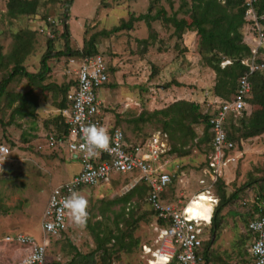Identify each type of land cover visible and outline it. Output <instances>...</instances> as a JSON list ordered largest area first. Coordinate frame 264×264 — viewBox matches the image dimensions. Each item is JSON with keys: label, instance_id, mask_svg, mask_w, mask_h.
I'll return each instance as SVG.
<instances>
[{"label": "rangeland", "instance_id": "rangeland-1", "mask_svg": "<svg viewBox=\"0 0 264 264\" xmlns=\"http://www.w3.org/2000/svg\"><path fill=\"white\" fill-rule=\"evenodd\" d=\"M36 1L37 8L33 15L10 18L6 15L7 0H0V78L12 67L9 55L15 35H19L23 43L30 45L29 54L22 66L29 73L38 71L39 59L45 51V34L39 33L38 29L42 27L44 19L49 18L55 23L54 27L47 29L54 35L53 49L58 51L62 48L58 34L61 32L64 0ZM149 1L73 0L67 23L71 49H79L82 40L89 35L110 28L120 19L126 20L129 12L135 17L146 13ZM181 1L187 0H159L151 9L150 15L162 8L170 16L178 10ZM181 16L182 14H177V17ZM149 24L147 27L144 21L135 22L131 31L99 38L96 46L97 53L113 69L108 78V86L97 91L100 102L98 110L108 122L107 126L119 128L128 142L144 140L156 130L161 131L164 118L153 113L165 109L173 102L187 101L202 107L213 100L211 92L214 73L203 64L197 52L195 33L184 32L177 38L173 35V28L160 20ZM150 33L155 35L154 39H148ZM70 58L63 56L47 62L49 72L40 85H48L50 90L40 92L37 97L34 118L14 117L9 126L0 127V147H5L8 151L4 163L0 164V237L22 233L32 237L37 243L40 242L43 236L40 230L41 212L49 190L79 171V162L67 161L66 152L50 151L43 147V137L50 132L56 117L55 103L59 99L57 91L75 75L76 68L69 63ZM29 89L31 87L27 80L20 77L14 78L7 86L11 95ZM38 91L34 88L33 94H38ZM16 103L7 107L4 101L1 102V122H7ZM250 109L252 107L248 105V110ZM139 117H142L143 122L139 121L135 125L129 123ZM194 132L195 138L183 148L187 151L186 156H175L174 161L171 158L168 166L178 174L175 188L180 189L178 194H182L180 197L184 204L192 195L205 189V185L199 184V181H208L201 172L206 160L205 144H195L198 141L196 137L201 136L200 127L194 129ZM175 137L176 135L173 140L169 139V144L179 147ZM235 153L234 162L223 175L225 192L229 194L241 187L243 190L238 193V199L221 213L223 224L216 232L209 249L210 264H245L240 260L243 245L241 241L246 237L245 226L239 218L233 217V213L248 216L261 188L264 196V135L243 142ZM127 182L125 178H118L98 187L82 188L77 193L88 201L86 222L92 226H98L101 222L110 225L112 216L121 208L124 213L132 212V217L137 222L131 236L137 239L138 244L128 253L120 251L114 254L110 262L146 264L142 247H150L155 240L152 229L154 218L142 197L130 196L127 203L116 201L123 195L121 189ZM210 191L212 193V189ZM200 197V203L206 201L204 195ZM113 201V204H108ZM261 206L264 207V200ZM196 212L199 217L206 216L205 207ZM65 225L66 229L59 238L46 239L47 264L67 263L74 253L72 248L83 255L94 248L93 239L85 224H75L68 212ZM118 225L123 232L126 231L123 222ZM203 238L208 239L205 229ZM93 262L100 264L97 254L93 256Z\"/></svg>", "mask_w": 264, "mask_h": 264}, {"label": "built area", "instance_id": "built-area-1", "mask_svg": "<svg viewBox=\"0 0 264 264\" xmlns=\"http://www.w3.org/2000/svg\"><path fill=\"white\" fill-rule=\"evenodd\" d=\"M216 1L219 4L224 2ZM259 1L263 0H243L245 25L241 34L249 54L240 60V64L245 67L246 75L240 77L234 94L227 101L213 99L203 106L204 112L208 114L211 138V150L206 155L207 164L202 171L208 181H199V184L205 185V189L192 195L186 204L180 197L182 194H178L171 202L161 200L160 195L167 186L173 179H178L176 171L168 170L172 156L169 153L167 135L158 130L144 140L130 145L123 139L120 129L114 126L105 128L103 120L99 118L96 92L108 82L107 63L100 54L81 59L76 65V71L74 70L75 85L66 96L70 106L57 111L67 134L50 131L43 139L44 149L66 152L69 159L75 156L79 162V171L66 182L49 190L41 212L40 230L43 236L40 242L37 243L32 237L22 233L0 237V264H47L46 239L59 238L66 229L67 210L63 209L62 205L64 198L70 195V190L76 192L78 188L98 187L109 183L114 177L125 175L131 178L121 189V194L139 182L148 186L146 204L154 217L152 229L155 240L150 247H142L145 263L203 264L199 255L201 240L204 227L209 225L217 203L210 189L215 180L234 162V154L231 152L233 145L227 141L223 125L228 115L236 117L249 112L246 100L250 97L251 85L247 77L264 73V12L257 13L254 8V4ZM46 22L55 24L49 18ZM38 32L52 37L45 25H42ZM69 63H73V60L70 59ZM229 64V60H224L220 66ZM92 124L105 129L109 136V148L106 151L98 150L97 155L89 157L80 149V145L84 143L80 129ZM2 149L6 148L0 147V158L4 156ZM200 195L207 198L205 204L210 206L207 220L194 217L186 211L189 204L199 203ZM157 221L166 226H159ZM248 230L253 234L248 245L251 264H261L264 262V254L253 250L258 244L264 248V213L248 224Z\"/></svg>", "mask_w": 264, "mask_h": 264}, {"label": "trees", "instance_id": "trees-1", "mask_svg": "<svg viewBox=\"0 0 264 264\" xmlns=\"http://www.w3.org/2000/svg\"><path fill=\"white\" fill-rule=\"evenodd\" d=\"M72 2L73 0H64L62 3L61 32L58 34V39L62 42V48L55 51L53 49V43L55 41L54 35L51 34L52 37L45 35V51L39 59V67L36 73H29L22 66L23 60L29 54L30 45L23 43L19 35L13 37V48L9 55L12 67L9 72L0 78V104L4 101L7 107H11L12 104L17 103L12 107L7 122L3 123L0 119V127L9 126L14 117L28 119L35 117L37 97H39L40 92L44 93L50 90L48 85H40L45 79V75L49 72L47 62L50 59H59L63 56L71 57L70 59L73 60V65L76 66L81 59L92 58L99 54L96 48L99 38H107L121 31H131L133 23L139 21H144L147 27H149L150 22L160 20L163 24L173 28V35L177 38H180V35L184 32L190 31L195 33L197 37V52L201 56L203 64L214 73V83L211 92L213 99H219L222 102L227 101L229 97L234 94L240 77L246 75L245 67L240 64V60L249 54V49L242 42L241 34V29L245 25V20L243 19V0H224L223 4H219L216 0L181 1L178 10L173 12L170 16L166 15L162 8L150 15L151 9L159 2V0H150L146 13L139 14L135 17L132 12H129L126 20L120 19L118 23L110 28L101 29L89 35L87 39L82 40L81 47L75 50L70 47V36L67 24L69 22V10ZM5 7L6 15L10 18L22 15H33L37 8V1L7 0ZM254 8L257 13L264 12V0L255 3ZM177 14H182V16L177 17ZM42 24L45 25L47 29H49V27H54V24L46 22L45 19ZM154 38L155 35L153 33L148 34V39ZM142 43L145 42L142 41ZM224 60H229L230 64L221 67L220 63ZM112 70L113 69L107 64L108 78L112 74ZM16 77L27 80L31 89L20 94H9L7 86ZM247 80L251 85V89L250 97L246 102L249 107H252V110L250 109L248 112L249 114L242 113L236 117L228 115L223 125L226 139L233 145L231 152L235 155V151L240 148L243 142L264 135V73L249 75ZM108 84V82L105 83L101 88L107 87ZM74 85L75 80L73 78L68 81L62 89L57 91L59 98L55 103L57 111L70 106V101L67 100L66 96ZM34 88L39 90L36 95L33 94ZM203 104H205V102H203ZM203 106L204 105L201 107V105L198 106L195 103L187 101H176L165 109L153 113L154 115H161V117L164 118L161 132L167 135L168 143L169 139L173 140L174 135H176L175 140L178 142L179 147H175L170 143V154L180 157L186 156L187 151L183 150V148L189 141L195 138L194 129L197 127L201 129V136L196 137L198 141H196L195 144L202 145L204 143V152H206V154L209 153L211 150V138L207 121L208 114L204 112ZM99 118H101L104 123V117L101 114ZM53 121V127L49 131L58 134H67L66 127L61 123V119L57 113ZM139 121L143 122L142 117L131 120L129 123L135 125ZM104 125H106V123ZM123 139L126 140L124 134ZM206 164L207 161H205V165ZM223 175L215 180L211 188L212 193L217 199V204L213 208L209 225L204 227L206 234L208 233V239L202 238L199 249V255L203 260V264L211 263V251L209 249L214 241L216 232L222 227V211L234 203L238 199V193L243 190V187H241L240 189L238 188V190L235 189L231 193L226 194V185L223 182ZM117 179L118 177L114 180L116 181ZM176 181L177 179H173L171 184L167 186L165 191L160 195L161 200L171 202L176 199L180 190L175 188ZM81 189L82 188H78L76 192ZM262 190L261 188V190L257 192L254 199L256 202L252 205V209L248 216L244 217V214L233 213V217L239 218L243 226H245L246 237L241 241L243 245L240 252L242 255L240 260L245 264H251V258L248 254V245L253 238V234L248 230V224L258 219L264 213V207L261 206L264 200V196L261 194ZM147 194L148 186L144 182H139L116 199V201L127 203L128 200L131 199L130 196L136 195V197H142L146 203ZM113 203L114 201L108 204L111 205ZM150 213L153 215L151 210ZM125 215L127 217H124ZM120 222L124 223L126 228L125 232L119 228L118 224ZM136 222V219L132 217V212L128 211L124 213L123 208L112 216L110 225L107 222H105V224L101 222L98 226H92L86 222L85 228L93 239L94 248L90 253L84 255L77 253L75 249L72 248L74 253L71 259L65 264H94L93 256L95 254H97L100 264H111L110 258L114 254L120 251L128 253L131 248L136 247L138 244L137 239L131 236V231H133ZM156 224L159 226H166L161 221H157ZM244 241H246V244H244Z\"/></svg>", "mask_w": 264, "mask_h": 264}, {"label": "clouds", "instance_id": "clouds-1", "mask_svg": "<svg viewBox=\"0 0 264 264\" xmlns=\"http://www.w3.org/2000/svg\"><path fill=\"white\" fill-rule=\"evenodd\" d=\"M80 132L84 139V143L80 145V149L85 155L91 157L97 155L98 150H108L109 136L102 127H97L92 124L82 127ZM2 151L4 152V156L0 158V164H3L8 156L7 149H2ZM62 207L67 210L75 224L83 225L86 223L88 217V201L83 196L70 190V195L64 198ZM253 251L264 254V248L259 244ZM261 264H264V262H261Z\"/></svg>", "mask_w": 264, "mask_h": 264}, {"label": "bare ground", "instance_id": "bare-ground-1", "mask_svg": "<svg viewBox=\"0 0 264 264\" xmlns=\"http://www.w3.org/2000/svg\"><path fill=\"white\" fill-rule=\"evenodd\" d=\"M201 196V195H200ZM207 198H206V201L203 202V204L200 203V200H198L199 203H195V204H189L188 208H187V212L190 213V215L194 216V217H199L196 215V211H201L202 207H205L206 208V216L203 217L205 220H207V214L209 213V210H210V206L208 204H205L207 202ZM151 264H154V263H151Z\"/></svg>", "mask_w": 264, "mask_h": 264}, {"label": "crops", "instance_id": "crops-1", "mask_svg": "<svg viewBox=\"0 0 264 264\" xmlns=\"http://www.w3.org/2000/svg\"><path fill=\"white\" fill-rule=\"evenodd\" d=\"M71 64L73 65V63H71ZM73 66H74V65H73ZM74 67L76 68V66H74ZM96 96H97V93H96ZM98 102H99V100H98ZM99 105H100V102H99ZM56 113H57V109H56ZM105 120H106V119L104 118V124L106 123L105 128H109L110 126H107V125H108V122H106ZM139 141H140V140H139ZM139 141H137V142H139ZM127 142H128V141H127ZM133 143H136V142H132V141L129 142L130 145H132ZM61 152H62V151H61ZM206 155H207V154H206ZM171 156H172V157H171L172 160L174 161L176 157H175L174 155H172V154H171ZM67 157H68V156H67ZM205 158H206V157H205ZM70 160H76V161H78L77 159H75V156H72V158H70V159H69V157H68V160H67V161H70ZM67 161H66V162H67ZM205 161H206V160H205ZM205 161H204V162H205ZM170 162H171V160H170ZM176 165H177V164H176ZM205 166H206V165H205V163H204V166H203L202 169H201L202 171L204 170ZM172 169H173V168H169V167H168V170H172ZM202 171H201V172H202ZM75 173H76V172H75ZM75 173H73V174H75ZM73 174H72V175H73ZM72 175H71V176H72ZM71 176H70V177H71ZM70 177H69V178H70ZM69 178H68V179H69ZM115 178H116V177H114V179H115ZM118 178H119V179H120V178H125V179H127V180L129 181V179L131 178V176H128V175H127V176H126V175H125V176H118ZM68 179H67V180H68ZM114 179H113V180H114ZM65 182H66V181H65ZM61 183H63V182H61Z\"/></svg>", "mask_w": 264, "mask_h": 264}]
</instances>
